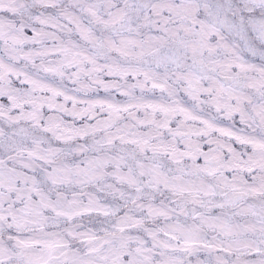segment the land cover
Segmentation results:
<instances>
[{
    "label": "snow or ice",
    "instance_id": "snow-or-ice-1",
    "mask_svg": "<svg viewBox=\"0 0 264 264\" xmlns=\"http://www.w3.org/2000/svg\"><path fill=\"white\" fill-rule=\"evenodd\" d=\"M0 264H264V0H0Z\"/></svg>",
    "mask_w": 264,
    "mask_h": 264
}]
</instances>
